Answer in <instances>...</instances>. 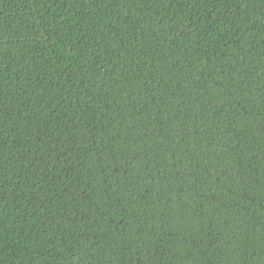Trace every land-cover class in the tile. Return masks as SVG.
Wrapping results in <instances>:
<instances>
[{
    "label": "trees",
    "instance_id": "16d2710c",
    "mask_svg": "<svg viewBox=\"0 0 264 264\" xmlns=\"http://www.w3.org/2000/svg\"><path fill=\"white\" fill-rule=\"evenodd\" d=\"M0 264H264V0H0Z\"/></svg>",
    "mask_w": 264,
    "mask_h": 264
}]
</instances>
